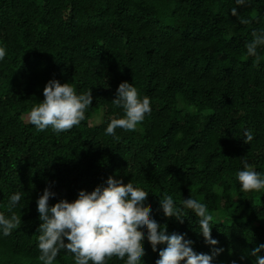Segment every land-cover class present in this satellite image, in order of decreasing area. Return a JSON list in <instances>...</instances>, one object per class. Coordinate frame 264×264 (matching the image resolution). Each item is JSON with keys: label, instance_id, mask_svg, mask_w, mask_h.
<instances>
[{"label": "trees", "instance_id": "16d2710c", "mask_svg": "<svg viewBox=\"0 0 264 264\" xmlns=\"http://www.w3.org/2000/svg\"><path fill=\"white\" fill-rule=\"evenodd\" d=\"M233 7L235 0H0V212L15 192L24 206L15 209L21 225L0 239V264H39L36 200L45 188L56 193L51 206L109 176L148 191L145 207L157 223L211 255L195 214L181 224L159 200L206 204L214 247L223 249L213 264H254L264 192L241 193L235 174L242 159L264 173V49L257 61L245 47L264 28V0L239 9L247 25ZM52 79L93 96L86 120L59 136L26 120ZM124 81L150 98L152 112L134 132L117 129V140L103 133L110 117L123 115L111 101ZM143 246L144 264H155L163 246ZM57 262L73 259L61 251Z\"/></svg>", "mask_w": 264, "mask_h": 264}, {"label": "clouds", "instance_id": "9594fccd", "mask_svg": "<svg viewBox=\"0 0 264 264\" xmlns=\"http://www.w3.org/2000/svg\"><path fill=\"white\" fill-rule=\"evenodd\" d=\"M250 0H235L236 7L231 15L241 24L251 21L240 16L239 9L246 7ZM252 39L246 43V58L259 61L258 49H264V28L255 29ZM6 51L0 47V62ZM44 100L33 106L27 113V123L38 132L51 130L57 136L79 127L86 120V111L93 101L91 89L78 93L70 83L61 84L58 80L48 81L43 90ZM113 105L123 110V115L110 117L104 129V135L119 139L117 129L134 132L146 116L151 115V101L141 97L138 89L124 81L116 89ZM243 141L251 144L254 140L252 130L246 129ZM243 169L236 172L241 193L264 192V173L253 169L246 159H242ZM149 192L136 187L132 182L125 184L122 179L109 176L93 191L80 190L77 199L69 202L61 199L54 205L50 198L56 193L45 188L36 200L39 225L36 248L39 264H58L61 251L71 255L73 264H107L115 258L123 264H144V242L150 244L153 252L159 249V258L155 264H213L215 257L223 251L215 248L218 241L211 236L213 217L208 214L207 205L196 199H181L174 202L172 195L160 197L159 207L165 217L175 218L179 223L189 216V212L198 218V232L207 245L213 246L212 254L196 253L193 241L186 234L168 233L167 225L161 226L153 218L151 207H145ZM22 194L15 192L7 199L6 212H0V239L12 235L21 225L20 211ZM264 243L255 247L251 255L254 264H264ZM235 264V261L233 262Z\"/></svg>", "mask_w": 264, "mask_h": 264}, {"label": "rangeland", "instance_id": "374dc122", "mask_svg": "<svg viewBox=\"0 0 264 264\" xmlns=\"http://www.w3.org/2000/svg\"><path fill=\"white\" fill-rule=\"evenodd\" d=\"M99 121V119H97Z\"/></svg>", "mask_w": 264, "mask_h": 264}]
</instances>
